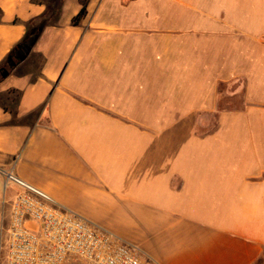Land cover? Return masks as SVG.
I'll return each mask as SVG.
<instances>
[{"label":"crops","instance_id":"crops-1","mask_svg":"<svg viewBox=\"0 0 264 264\" xmlns=\"http://www.w3.org/2000/svg\"><path fill=\"white\" fill-rule=\"evenodd\" d=\"M80 9L0 0V171L154 264H264V0Z\"/></svg>","mask_w":264,"mask_h":264},{"label":"built area","instance_id":"built-area-1","mask_svg":"<svg viewBox=\"0 0 264 264\" xmlns=\"http://www.w3.org/2000/svg\"><path fill=\"white\" fill-rule=\"evenodd\" d=\"M0 177L9 210L6 228L0 224V264H154L136 245L59 207L11 171Z\"/></svg>","mask_w":264,"mask_h":264},{"label":"rangeland","instance_id":"rangeland-1","mask_svg":"<svg viewBox=\"0 0 264 264\" xmlns=\"http://www.w3.org/2000/svg\"><path fill=\"white\" fill-rule=\"evenodd\" d=\"M221 98L223 97V99L226 98V94L225 91H222L221 93ZM237 104V103H235ZM211 124L208 125V127H206V125H204V129H200L201 131H208V129L210 128ZM210 130V129H209ZM13 192L12 190L8 191L6 194V199H10L12 196ZM2 178L0 177V224L2 223V225L4 226V228H6L7 223H8V214H9V210H8V205L3 206L2 205ZM3 238H4V234H3Z\"/></svg>","mask_w":264,"mask_h":264},{"label":"trees","instance_id":"trees-1","mask_svg":"<svg viewBox=\"0 0 264 264\" xmlns=\"http://www.w3.org/2000/svg\"><path fill=\"white\" fill-rule=\"evenodd\" d=\"M81 1V9L79 11V13L77 14L76 17L73 18L72 20V25L77 27L80 24V21L85 17L86 15V2L87 0H80ZM48 20L47 15H43V17H41L38 21H39V25L38 28H34L31 32H32V36L33 38H35L37 36V32L40 31V28L42 25L46 24Z\"/></svg>","mask_w":264,"mask_h":264}]
</instances>
